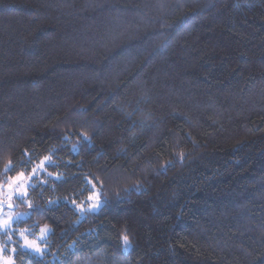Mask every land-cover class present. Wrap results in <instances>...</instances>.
Wrapping results in <instances>:
<instances>
[{"label": "trees", "instance_id": "16d2710c", "mask_svg": "<svg viewBox=\"0 0 264 264\" xmlns=\"http://www.w3.org/2000/svg\"><path fill=\"white\" fill-rule=\"evenodd\" d=\"M45 157L15 264H264V0H0V185Z\"/></svg>", "mask_w": 264, "mask_h": 264}, {"label": "rangeland", "instance_id": "374dc122", "mask_svg": "<svg viewBox=\"0 0 264 264\" xmlns=\"http://www.w3.org/2000/svg\"><path fill=\"white\" fill-rule=\"evenodd\" d=\"M41 162H43L44 164L43 168L39 167ZM41 162L35 167L37 169L35 175H33L32 173L29 175H25L26 179L23 181L21 187L26 191L27 194L21 195L19 191L13 192L10 201L12 205L11 207L8 206L9 202L7 201V197L10 192L9 184H11L12 179L7 180V182L0 185V201H3V203H0V219H7L9 216L12 217L11 227L9 229L0 228V249H3L2 251H0V264H5L9 257L11 258L12 264H15L16 242H19L20 247H22L23 250L32 252L36 255H42L47 249L46 243L51 232L48 226L42 227L38 233L35 232V228L22 229L17 227L18 223L26 220L30 216V212L21 210V207L23 205L29 206V190L33 187L40 176L46 173V166L51 163L45 159H43ZM92 188L93 192L91 197L95 196L102 204L99 189L96 186H92ZM93 202L94 201H90L88 199L87 202H84L82 205L78 206L77 211L81 217H83L86 212H89L87 209ZM42 229L44 231H42ZM21 231H23V236L21 235ZM25 239H27V241H35L36 245L40 249H42V253H37L32 248L28 247L25 243ZM12 249H15V251H12ZM6 250L10 251V254L6 253Z\"/></svg>", "mask_w": 264, "mask_h": 264}, {"label": "snow or ice", "instance_id": "6c2138e0", "mask_svg": "<svg viewBox=\"0 0 264 264\" xmlns=\"http://www.w3.org/2000/svg\"><path fill=\"white\" fill-rule=\"evenodd\" d=\"M45 160H48L49 162H51L49 157H45ZM39 167L40 168L44 167L43 162H41ZM36 171H37V169L33 168L32 174L35 175ZM11 179H12V182H11V184H9L10 192H9L8 197H7V201L9 202L8 203L9 207L12 206L10 201H11V197H12L13 192L19 191V193L21 195L27 194L26 191L21 187L23 181L26 179L25 174L23 172L17 174L14 178H11ZM89 200L94 201V202L90 204V207L87 209L88 211H96L102 206L101 203L98 201V199L95 196L89 197ZM0 203H3V201H0ZM29 206H31L30 202H29ZM11 221H12L11 216H9L7 219H0V228L9 229L11 227ZM42 231H44V230L42 229ZM21 235L23 236V231H21ZM25 243L28 247L32 248L35 252L42 253V249H40L36 245L35 241H27V239H25ZM124 245H125V247H127L129 245V238L127 236L124 237ZM2 250L3 249H0V251H2ZM12 251H15V249H12ZM5 264H12L10 257L5 262Z\"/></svg>", "mask_w": 264, "mask_h": 264}]
</instances>
